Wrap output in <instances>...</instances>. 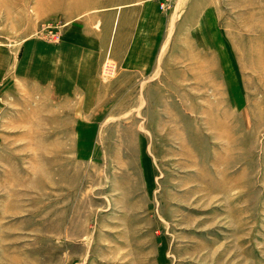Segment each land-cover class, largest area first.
<instances>
[{
  "label": "rangeland",
  "instance_id": "374dc122",
  "mask_svg": "<svg viewBox=\"0 0 264 264\" xmlns=\"http://www.w3.org/2000/svg\"><path fill=\"white\" fill-rule=\"evenodd\" d=\"M97 1L0 0V264H264V0H155L153 72L107 56L54 104Z\"/></svg>",
  "mask_w": 264,
  "mask_h": 264
},
{
  "label": "crops",
  "instance_id": "0c3cea01",
  "mask_svg": "<svg viewBox=\"0 0 264 264\" xmlns=\"http://www.w3.org/2000/svg\"><path fill=\"white\" fill-rule=\"evenodd\" d=\"M163 17L155 0H98L62 30L58 44L65 50H51L49 72L37 77L43 85L36 87L48 90L52 103L66 105L74 104V90L80 89L79 101L86 104V95L94 96L90 91L99 85L98 67L107 56L119 71L153 72L169 25Z\"/></svg>",
  "mask_w": 264,
  "mask_h": 264
}]
</instances>
